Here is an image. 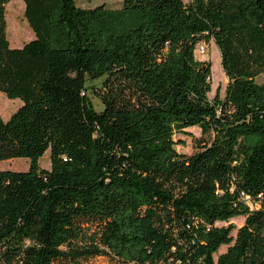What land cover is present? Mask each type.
Here are the masks:
<instances>
[{
	"label": "trees",
	"instance_id": "obj_1",
	"mask_svg": "<svg viewBox=\"0 0 264 264\" xmlns=\"http://www.w3.org/2000/svg\"><path fill=\"white\" fill-rule=\"evenodd\" d=\"M11 1L0 91L23 104L0 116V161L30 167L0 171V264H264V0H23L20 48ZM212 40L222 100L195 56ZM194 127L197 151L179 153Z\"/></svg>",
	"mask_w": 264,
	"mask_h": 264
},
{
	"label": "rangeland",
	"instance_id": "obj_2",
	"mask_svg": "<svg viewBox=\"0 0 264 264\" xmlns=\"http://www.w3.org/2000/svg\"><path fill=\"white\" fill-rule=\"evenodd\" d=\"M189 0H184L187 3ZM78 7L89 9L95 8L100 5H106L109 8L118 9L122 6L120 0H76ZM25 3L23 0H12L6 6V20H7V35L11 43L12 48H20L24 44L29 42L27 36V31H32L28 21L25 18ZM22 28L21 34L16 37L18 33L17 30ZM14 42H19V46H15ZM17 45V44H16ZM204 48L205 52L202 54L200 52L201 48ZM195 56L200 61L208 62L212 65V91L210 93V98L214 99H224L226 95L227 86L229 83L228 78L226 77L222 65H221V55L216 43L212 40L210 42L202 41L196 46ZM100 81L91 82L89 86H98ZM0 94L3 98H0V107L3 110L8 109L6 103L9 101H20L19 99H9L4 93L0 91ZM89 97L96 107L98 112L103 110V104L101 101L93 94V90L90 89ZM6 100V101H5ZM177 145L176 149L179 153L185 155L194 154L196 149V143L198 140H202V131L198 127L190 128L185 130L182 133H178L174 137ZM40 168L50 169L51 168V159L50 152H47L45 156L39 162ZM30 167V161L25 158L11 159L7 161H0V171L12 170V171H28ZM245 222L244 217L232 219L229 223H222L220 225L228 226L229 224H234L237 228L243 226ZM237 230L234 231L233 235L235 236ZM227 247H222L221 252H225ZM85 264H112L109 259L97 258Z\"/></svg>",
	"mask_w": 264,
	"mask_h": 264
},
{
	"label": "crops",
	"instance_id": "obj_3",
	"mask_svg": "<svg viewBox=\"0 0 264 264\" xmlns=\"http://www.w3.org/2000/svg\"><path fill=\"white\" fill-rule=\"evenodd\" d=\"M27 36L29 38V41H31L32 39L35 38V34L32 31H27ZM15 43V46H19L20 44L16 45V42ZM0 98H3V96L0 94ZM6 101V100H5ZM7 105L9 106L8 109L6 110H3L1 109L0 107V116L4 119V120H8L11 118V116L22 106V101H9L7 100L6 101Z\"/></svg>",
	"mask_w": 264,
	"mask_h": 264
},
{
	"label": "bare ground",
	"instance_id": "obj_4",
	"mask_svg": "<svg viewBox=\"0 0 264 264\" xmlns=\"http://www.w3.org/2000/svg\"><path fill=\"white\" fill-rule=\"evenodd\" d=\"M22 31H23L22 28L20 30L18 29L17 32H16V33H18V34H16L17 35L16 37H18L19 34L23 33ZM16 44L18 45L20 43L19 42H16Z\"/></svg>",
	"mask_w": 264,
	"mask_h": 264
},
{
	"label": "built area",
	"instance_id": "obj_5",
	"mask_svg": "<svg viewBox=\"0 0 264 264\" xmlns=\"http://www.w3.org/2000/svg\"><path fill=\"white\" fill-rule=\"evenodd\" d=\"M200 52L203 54L205 52L204 48L202 47Z\"/></svg>",
	"mask_w": 264,
	"mask_h": 264
}]
</instances>
